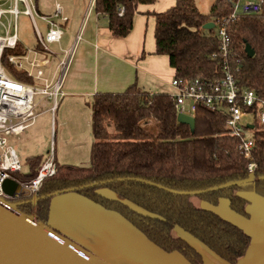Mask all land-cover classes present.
I'll use <instances>...</instances> for the list:
<instances>
[{"label": "trees", "instance_id": "obj_1", "mask_svg": "<svg viewBox=\"0 0 264 264\" xmlns=\"http://www.w3.org/2000/svg\"><path fill=\"white\" fill-rule=\"evenodd\" d=\"M155 1L94 0L92 8L107 17L113 35L126 37L133 29L138 6ZM235 1L214 0L209 12L203 13L195 0H176L168 9L153 12L154 54L167 56L174 77L214 83L222 78L227 62L237 86L254 90L264 99V0H256L259 12L240 13L230 19ZM223 21H227L230 36L226 57L220 52L215 27L203 28L208 22L217 25ZM246 45L253 51L252 56L247 55ZM20 52L5 50L2 65L12 78L33 83L6 59L8 54ZM89 106L93 134L90 164L77 166L54 160L55 172L43 179L35 196L39 199L32 203L33 196L20 198L17 201L29 202L18 209L48 225L53 197L49 194L75 188L73 192L119 213L148 241L166 253H179L189 264H204L203 256L184 238L174 236L175 227L198 239L227 263L237 264L246 254L251 236L216 212L196 207L192 200L196 197L216 205L225 198L232 210L249 217L248 200L237 192L253 191L264 197V180L196 196L169 190H205L246 179L250 163L255 164L254 177L264 176V124L253 123V146L250 158H246L238 138L225 128L221 110L199 105L191 131L177 121L168 93H153L136 83L121 92H96ZM148 118L155 123L154 134L150 133L151 127L141 125ZM43 160L41 155L27 157L24 163L28 173L14 176L23 181L34 179ZM102 189L116 197L102 194Z\"/></svg>", "mask_w": 264, "mask_h": 264}, {"label": "crops", "instance_id": "obj_2", "mask_svg": "<svg viewBox=\"0 0 264 264\" xmlns=\"http://www.w3.org/2000/svg\"><path fill=\"white\" fill-rule=\"evenodd\" d=\"M77 1L79 0L70 4L72 7L74 3L75 11H72V15H69L70 7L63 8L60 0L47 1L51 3L50 15L55 11L56 5H59L62 14L68 17L66 22H60L63 34L59 43H55L57 52L74 49L62 86V97L87 98L90 102L96 92H121L133 83L153 93L171 92L173 69L170 65L169 68L158 66L157 63L163 60L157 58L159 55L154 54V51L146 53L141 37L133 35L135 23L126 37L115 36L108 29L107 17L93 11V0L87 13L84 9L88 7L90 0H84V7L79 13L76 12ZM58 110L59 105L55 113ZM46 113L48 112H44ZM44 114L21 136L10 139L24 141L27 135L36 136L41 128L46 129L48 122ZM53 117L50 122L52 131ZM33 152L29 151V155H24L23 165L26 168V158L37 155ZM22 153L26 154L25 151ZM55 160L57 161L56 156ZM104 190H101L102 194L116 197L112 192ZM237 194L248 200L246 211L249 217L232 210L225 198L220 199L216 205L196 197L192 201L196 207L216 212L251 236L248 250L237 264H264V197L253 191H240ZM48 225L111 264H189L179 253H166L148 241L119 213L107 210L75 192L52 197ZM173 234L184 238L196 248L203 256L204 264H229L179 227L173 229Z\"/></svg>", "mask_w": 264, "mask_h": 264}, {"label": "built area", "instance_id": "obj_3", "mask_svg": "<svg viewBox=\"0 0 264 264\" xmlns=\"http://www.w3.org/2000/svg\"><path fill=\"white\" fill-rule=\"evenodd\" d=\"M8 9L2 8L0 0V22L3 16H9V23L3 26L0 34V197L7 200H18L4 193V183L7 179H14L31 196H36L45 177L55 172V157L44 159L38 175L29 181H23L14 176V173H28L21 163L15 148L10 144V137H19L33 126L44 112L52 115L58 106V99L63 96L62 86L69 70L74 49L53 52L49 45L59 43L63 30L60 22L68 18L62 15L61 7L56 5L51 15L38 14L36 0H7ZM92 1V7H93ZM23 7V9H20ZM259 12L258 2L251 0H237L233 2L230 19L240 13ZM20 13L30 16L37 37L36 46L26 48L17 35V17ZM37 15L46 24L44 33L35 23ZM227 21L215 23L216 37L223 57L230 51V36L227 32ZM20 53H11L6 56L8 63L16 69L26 73L33 83H26L12 78L2 65L5 50ZM50 53L51 57L48 56ZM172 91L169 94L178 113L187 114L195 118L199 105L211 109L221 110L225 115V128L238 138L239 149L246 158H250L253 146V123L264 124V99L254 90H241L229 69L227 62L223 65V76L217 82L202 79H184L173 77ZM44 101L50 106L44 109ZM40 107V109H39ZM252 120H245V117ZM252 126V127H251ZM255 164L248 165V177H254Z\"/></svg>", "mask_w": 264, "mask_h": 264}, {"label": "rangeland", "instance_id": "obj_4", "mask_svg": "<svg viewBox=\"0 0 264 264\" xmlns=\"http://www.w3.org/2000/svg\"><path fill=\"white\" fill-rule=\"evenodd\" d=\"M48 0H39V4L36 7L38 14L50 15L49 6L51 5ZM74 0H60L62 7L69 6V15L73 11ZM176 0H156L152 4H140L138 6L141 14H136L134 17L135 33L141 37L140 39L144 42V50L146 53L153 52L155 50L154 42V16L153 12H161L171 7ZM214 0H195L196 5L203 13H207L210 10ZM243 1V0H241ZM255 1V0H251ZM2 8L8 9L9 3L7 0H3ZM44 3H47L44 5ZM84 0L77 1V11L81 12L84 7ZM91 6V0L88 2V7L84 9L86 13ZM23 9V7H20ZM75 11V10H74ZM73 11V12H74ZM145 13V14H143ZM63 15V14H62ZM72 15V14H71ZM64 16V15H63ZM68 18V17H67ZM86 14L84 16V20ZM9 23V16H3L0 22V34L3 33V26ZM35 23L42 33L46 30V24L37 15H35ZM70 24V22H69ZM17 35L19 40L26 48H34L37 43V37L34 31V25L30 16L20 13L16 21ZM68 30V27H67ZM145 38V39H144ZM57 44L49 45L53 52H57ZM48 56L51 57L50 53ZM61 56V52H60ZM163 61L157 63L158 66L163 68H169L168 58L165 55H159ZM171 83V80H170ZM169 91V90H168ZM172 91V87H171ZM89 99L87 98H74L60 97L58 99L59 110L54 111V117L51 112L44 114L47 120V128H41L36 136L25 137L24 141H18L17 139H10V144L15 148L21 163H23L25 156L29 151L37 155H43L44 159H49L51 156L57 159V162L61 164L77 165V166H88L90 164V150L93 142V134L91 130V109L89 106ZM50 103L44 101V109L49 107ZM40 109V107H39ZM53 117L54 128L50 127L51 120ZM245 120H252V117H245ZM46 124V123H45ZM155 124L152 118H148L142 121L141 125L144 128H149L150 133L154 134ZM25 151L26 154H23ZM109 191V190H104ZM111 192V191H110Z\"/></svg>", "mask_w": 264, "mask_h": 264}, {"label": "water", "instance_id": "obj_5", "mask_svg": "<svg viewBox=\"0 0 264 264\" xmlns=\"http://www.w3.org/2000/svg\"><path fill=\"white\" fill-rule=\"evenodd\" d=\"M214 27L215 22H208L203 26L204 29H213ZM245 50L248 56L253 55L249 45H246ZM177 121L188 125L191 131L195 128V118L193 116L178 113ZM259 180H264V176L231 181L205 190L169 191L182 195L196 196L200 193ZM147 183L152 184L149 181ZM158 187L163 188L160 185ZM3 189L4 193L11 198L20 199L31 196L14 179H7ZM74 190L75 188H69L61 192L68 193ZM61 192H54L49 194V196L54 197ZM38 199V197L33 196L30 201L35 203ZM27 202L29 200H7L0 197V264H111L68 237L56 232L48 225L39 223L34 217L21 212L18 207L22 203Z\"/></svg>", "mask_w": 264, "mask_h": 264}]
</instances>
